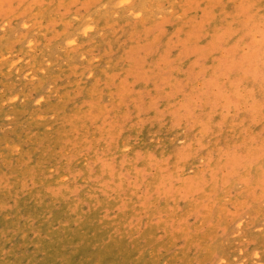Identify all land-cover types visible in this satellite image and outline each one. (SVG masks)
<instances>
[{"label": "rangeland", "instance_id": "374dc122", "mask_svg": "<svg viewBox=\"0 0 264 264\" xmlns=\"http://www.w3.org/2000/svg\"><path fill=\"white\" fill-rule=\"evenodd\" d=\"M0 264H264V0H0Z\"/></svg>", "mask_w": 264, "mask_h": 264}]
</instances>
